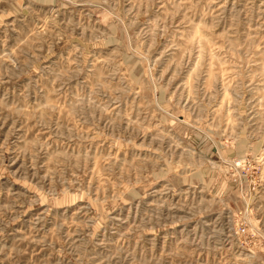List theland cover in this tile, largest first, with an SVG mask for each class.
I'll return each mask as SVG.
<instances>
[{"label":"rangeland","instance_id":"obj_1","mask_svg":"<svg viewBox=\"0 0 264 264\" xmlns=\"http://www.w3.org/2000/svg\"><path fill=\"white\" fill-rule=\"evenodd\" d=\"M0 264H264V0H0Z\"/></svg>","mask_w":264,"mask_h":264}]
</instances>
